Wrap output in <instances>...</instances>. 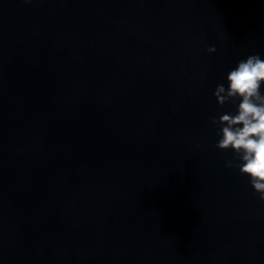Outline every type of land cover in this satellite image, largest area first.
Segmentation results:
<instances>
[{
	"label": "clouds",
	"instance_id": "1",
	"mask_svg": "<svg viewBox=\"0 0 264 264\" xmlns=\"http://www.w3.org/2000/svg\"><path fill=\"white\" fill-rule=\"evenodd\" d=\"M215 52L214 46L207 49ZM227 87L223 83L216 86L214 96L223 107L238 99L237 111L211 117V123L219 126L220 139L216 147L231 149L234 160L225 166L238 168L241 175L249 178L255 193L264 201V59L258 54L249 55L237 62L228 72Z\"/></svg>",
	"mask_w": 264,
	"mask_h": 264
}]
</instances>
